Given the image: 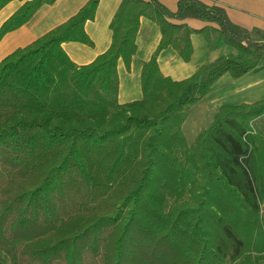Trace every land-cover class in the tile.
I'll return each mask as SVG.
<instances>
[{
    "label": "trees",
    "instance_id": "16d2710c",
    "mask_svg": "<svg viewBox=\"0 0 264 264\" xmlns=\"http://www.w3.org/2000/svg\"><path fill=\"white\" fill-rule=\"evenodd\" d=\"M55 2H24L0 41ZM99 2L0 62V264H264V135L251 126L264 99L222 105L191 144L183 132L217 80L263 63L264 41L200 0L176 11L122 0L110 47L79 66L62 45H93L85 24ZM142 17L161 38L142 66V98L121 104L118 63L130 70ZM193 34L239 55L180 81L163 75L161 52L189 62Z\"/></svg>",
    "mask_w": 264,
    "mask_h": 264
},
{
    "label": "crops",
    "instance_id": "0c3cea01",
    "mask_svg": "<svg viewBox=\"0 0 264 264\" xmlns=\"http://www.w3.org/2000/svg\"><path fill=\"white\" fill-rule=\"evenodd\" d=\"M29 0H13L0 11V27L14 14L24 2ZM89 0H56L54 4L43 5L25 25L7 33L0 41V62L18 48L26 47L47 32L65 23L78 13ZM169 10L176 11L179 0H158ZM209 6H220L225 9L230 20L248 29L254 40L264 41V0H200ZM122 0H100L94 20L85 24V31L93 45L81 42H65L63 48L77 65H86L104 53L111 45L112 31L110 23ZM193 29H201L207 25L197 19L185 21ZM161 38L160 29L153 21L142 17L140 29L136 38L137 52L132 59L130 70L126 69L123 60H119L118 73L120 79L119 103L125 104L142 98L141 70ZM193 55L189 62H184L171 47L163 50L158 58L161 72L173 80L186 79L203 66L213 63L221 57L239 55V52L227 45L211 50L205 38L200 34L191 36ZM264 97V61L255 70L240 78H233L230 74L223 75L211 87L209 93L192 107H202V115L211 111L212 119L222 105H240L253 103ZM264 115L255 121L256 130L264 135V127L257 123ZM186 121V120H185ZM185 122L183 124L184 132ZM194 133V140L199 133ZM185 135V133H184ZM186 137V135H185ZM187 140V138H186ZM188 142L189 144L193 143Z\"/></svg>",
    "mask_w": 264,
    "mask_h": 264
},
{
    "label": "rangeland",
    "instance_id": "374dc122",
    "mask_svg": "<svg viewBox=\"0 0 264 264\" xmlns=\"http://www.w3.org/2000/svg\"><path fill=\"white\" fill-rule=\"evenodd\" d=\"M264 99V97H262ZM201 111L202 107H190L188 110L187 118L185 121V126H184V133L186 135L187 141L190 143L194 140V133L199 132L202 128H208L211 125V119H212V114L211 111L206 112V117L202 115L201 118ZM256 120V119H255ZM255 120L253 123L254 130L257 132L256 127H255ZM251 123V122H250ZM261 124L264 127V118H262L257 125ZM264 210V207H263Z\"/></svg>",
    "mask_w": 264,
    "mask_h": 264
},
{
    "label": "built area",
    "instance_id": "2783aa9c",
    "mask_svg": "<svg viewBox=\"0 0 264 264\" xmlns=\"http://www.w3.org/2000/svg\"><path fill=\"white\" fill-rule=\"evenodd\" d=\"M251 126H252V131L255 133V130H254V126H253V124H251Z\"/></svg>",
    "mask_w": 264,
    "mask_h": 264
}]
</instances>
